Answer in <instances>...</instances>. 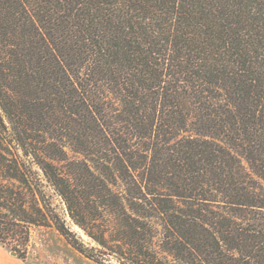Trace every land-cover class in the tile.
<instances>
[{"label": "trees", "instance_id": "1", "mask_svg": "<svg viewBox=\"0 0 264 264\" xmlns=\"http://www.w3.org/2000/svg\"><path fill=\"white\" fill-rule=\"evenodd\" d=\"M36 228L264 264V0H0V246Z\"/></svg>", "mask_w": 264, "mask_h": 264}, {"label": "rangeland", "instance_id": "2", "mask_svg": "<svg viewBox=\"0 0 264 264\" xmlns=\"http://www.w3.org/2000/svg\"><path fill=\"white\" fill-rule=\"evenodd\" d=\"M74 230L86 240L78 228ZM23 264H93L74 251L53 229H33Z\"/></svg>", "mask_w": 264, "mask_h": 264}, {"label": "crops", "instance_id": "3", "mask_svg": "<svg viewBox=\"0 0 264 264\" xmlns=\"http://www.w3.org/2000/svg\"><path fill=\"white\" fill-rule=\"evenodd\" d=\"M24 261L12 255L11 252L0 246V264H23Z\"/></svg>", "mask_w": 264, "mask_h": 264}, {"label": "water", "instance_id": "4", "mask_svg": "<svg viewBox=\"0 0 264 264\" xmlns=\"http://www.w3.org/2000/svg\"><path fill=\"white\" fill-rule=\"evenodd\" d=\"M11 254L14 255V256H16V253H14V252H11Z\"/></svg>", "mask_w": 264, "mask_h": 264}]
</instances>
